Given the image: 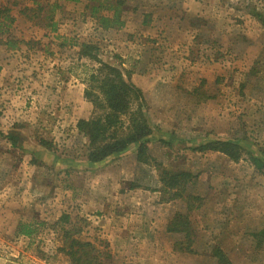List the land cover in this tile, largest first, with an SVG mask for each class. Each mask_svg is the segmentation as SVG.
I'll list each match as a JSON object with an SVG mask.
<instances>
[{"label": "rangeland", "instance_id": "1", "mask_svg": "<svg viewBox=\"0 0 264 264\" xmlns=\"http://www.w3.org/2000/svg\"><path fill=\"white\" fill-rule=\"evenodd\" d=\"M122 1L123 26L105 31L84 1L47 20L53 0H0V264H70L62 214L86 220L81 239L108 245L110 264H264V177L251 164L264 159V0ZM82 43L142 91L149 165L134 146L87 161L76 124L92 114L97 63L79 57ZM216 140L237 143L241 160L194 150ZM161 170L196 174L201 206L187 213L155 192ZM176 213L191 252L166 231ZM27 223L41 224L30 239L17 235Z\"/></svg>", "mask_w": 264, "mask_h": 264}, {"label": "trees", "instance_id": "2", "mask_svg": "<svg viewBox=\"0 0 264 264\" xmlns=\"http://www.w3.org/2000/svg\"><path fill=\"white\" fill-rule=\"evenodd\" d=\"M82 1L85 2L84 8L88 16L95 21L98 28L107 31L123 26L121 13L125 3L122 0H53L48 5L46 19H53V13L60 9L61 2L76 4ZM4 20L10 19L5 17ZM47 26L52 31L56 29V23ZM96 50L94 45L82 43L78 52L80 58L97 63L96 69L89 72L87 87L84 90V98L91 104L92 114L87 119H80L76 124V128L85 139V157L89 163L98 164L108 158L119 156L134 146L136 162L149 165L152 158L148 152V139L152 135V129L145 114L142 91L129 80L128 74L100 62ZM10 143L12 146L16 145L15 137L10 136ZM42 145L46 143L42 141ZM194 150L202 154L208 152L222 154L234 163L242 158L241 148L234 141L216 140L201 144ZM251 164L264 177V159L254 158ZM197 178L196 174L188 171L172 173L161 170L159 174L161 186L154 191L171 194L169 200H180L189 213L201 206V198L190 191ZM129 186L131 190L141 187L136 182L130 183ZM39 225L41 224H21L17 235L30 239L36 232L35 226ZM84 225L86 220L81 217L62 214L57 226L63 245L58 250L68 258L70 264H110L112 255L108 245L100 248L94 242L81 239ZM166 231L183 234L184 238L175 242L173 248L181 252H191L192 230L187 215L174 214ZM217 255L219 252L216 251Z\"/></svg>", "mask_w": 264, "mask_h": 264}, {"label": "crops", "instance_id": "3", "mask_svg": "<svg viewBox=\"0 0 264 264\" xmlns=\"http://www.w3.org/2000/svg\"><path fill=\"white\" fill-rule=\"evenodd\" d=\"M189 8H191V7H189ZM181 10H183V11H186L185 10V6L184 5H182V8H181ZM186 14H191L192 16H196L197 18H199L200 17V15H197V14H193V13H189L188 11H186ZM129 151V150H128ZM127 151V152H128ZM127 152L126 153H124V154H127ZM218 154V153H217Z\"/></svg>", "mask_w": 264, "mask_h": 264}]
</instances>
